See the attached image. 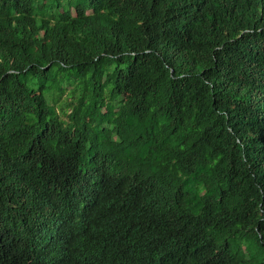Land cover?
Returning a JSON list of instances; mask_svg holds the SVG:
<instances>
[{"label": "trees", "instance_id": "16d2710c", "mask_svg": "<svg viewBox=\"0 0 264 264\" xmlns=\"http://www.w3.org/2000/svg\"><path fill=\"white\" fill-rule=\"evenodd\" d=\"M0 264H264V0H0Z\"/></svg>", "mask_w": 264, "mask_h": 264}]
</instances>
